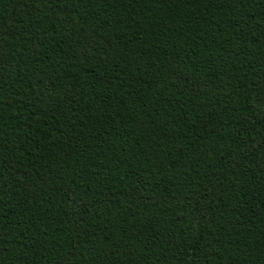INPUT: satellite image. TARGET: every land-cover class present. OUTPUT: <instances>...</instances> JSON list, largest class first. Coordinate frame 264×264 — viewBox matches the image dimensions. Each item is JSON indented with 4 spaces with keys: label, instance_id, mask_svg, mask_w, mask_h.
<instances>
[{
    "label": "trees",
    "instance_id": "obj_1",
    "mask_svg": "<svg viewBox=\"0 0 264 264\" xmlns=\"http://www.w3.org/2000/svg\"><path fill=\"white\" fill-rule=\"evenodd\" d=\"M0 264H264V0H0Z\"/></svg>",
    "mask_w": 264,
    "mask_h": 264
},
{
    "label": "rangeland",
    "instance_id": "obj_2",
    "mask_svg": "<svg viewBox=\"0 0 264 264\" xmlns=\"http://www.w3.org/2000/svg\"><path fill=\"white\" fill-rule=\"evenodd\" d=\"M83 38L86 41V49L84 53L90 58L104 59L111 54L107 44L100 41L95 33L91 31L83 33Z\"/></svg>",
    "mask_w": 264,
    "mask_h": 264
}]
</instances>
